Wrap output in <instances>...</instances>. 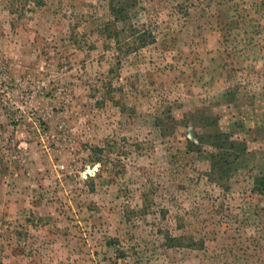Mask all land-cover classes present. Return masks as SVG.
<instances>
[{
	"label": "rangeland",
	"instance_id": "374dc122",
	"mask_svg": "<svg viewBox=\"0 0 264 264\" xmlns=\"http://www.w3.org/2000/svg\"><path fill=\"white\" fill-rule=\"evenodd\" d=\"M0 264H264V0H0Z\"/></svg>",
	"mask_w": 264,
	"mask_h": 264
},
{
	"label": "trees",
	"instance_id": "16d2710c",
	"mask_svg": "<svg viewBox=\"0 0 264 264\" xmlns=\"http://www.w3.org/2000/svg\"><path fill=\"white\" fill-rule=\"evenodd\" d=\"M112 12H113L114 18H115L114 21H113V26H114V24H116V23L118 24L120 21L125 20L126 16L128 15V10H127V8L125 6H122V7L113 6L112 7ZM106 30L109 32L110 37L112 35L120 37V34H121L120 31H117V32L113 33L111 31V26H110L109 23L106 26ZM132 36L134 37V42H135V45H136L135 48H139V47L145 46L148 43L153 42L154 39H155L152 36L151 33H148L147 31L140 30V28H138V29L135 28L133 30V35ZM129 45L131 46V42L129 43ZM131 48H133V47H131ZM207 137L211 138V136H207ZM216 138H217V140H220V141L216 142L215 146L222 147V146L225 145V146H227V148H230L231 150H236L235 145H231L230 144V140H229V136L228 135H226L224 133H221V134L217 135ZM212 141H213V139H212ZM243 147H244V145H243ZM231 150L226 151V154H228V153L230 154L231 152H229V151H231ZM223 152H225V151H223ZM179 240L180 239H178V238L167 237V241L171 245L176 244ZM195 244H197V243H194V242L191 243V245H195Z\"/></svg>",
	"mask_w": 264,
	"mask_h": 264
}]
</instances>
